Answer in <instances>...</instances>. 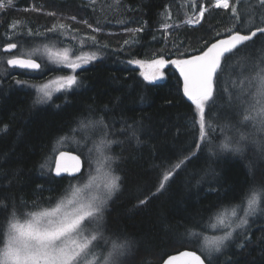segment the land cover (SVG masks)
<instances>
[{"label":"trees","instance_id":"16d2710c","mask_svg":"<svg viewBox=\"0 0 264 264\" xmlns=\"http://www.w3.org/2000/svg\"><path fill=\"white\" fill-rule=\"evenodd\" d=\"M13 1L12 8L0 12V27L17 20L22 26L27 23L33 33L49 37L48 31L55 25H64L87 38L100 57L77 70V84L48 103H35L34 89L14 84L12 74L6 76V66L0 73V200L9 210L15 206L28 211L34 205L45 208L57 202L69 182L82 178L88 167L85 149L76 148L75 139L93 147L102 140L111 168L121 177L119 191L103 212L111 221L107 228L110 242L127 238L133 242L127 260L160 264L178 248L196 250V243L186 237L189 233L198 237L210 234L204 223L211 224L219 212L239 204L248 187L264 183V157L255 146L249 145L242 154L219 149L225 136L234 134L229 126L238 119L233 97L239 94L240 83L247 87V78L264 61V34L247 42V48L224 68L216 87V103L208 109L207 119L215 131L209 130L210 143L197 151L198 125L193 126V118L198 116L195 106L183 96L177 70L168 64L167 77L149 83L129 61L169 54L170 61L199 54L214 40L230 35L229 28L239 29L230 10L216 8L214 0H118L120 13L127 19L109 31L99 25L98 7H94L101 0ZM241 4L242 0L239 13L244 8ZM202 5L206 9L202 19L196 26H187L184 21ZM166 9L181 26L159 29ZM254 16L263 15L257 12ZM131 38L136 42L129 43ZM1 41L0 47L5 40ZM174 47L176 52L171 53ZM17 77L23 82L35 80L34 84L39 78ZM232 81L239 90L233 97ZM227 87L229 94L224 92ZM71 136L74 143L64 145ZM61 151L81 157L84 170L80 176L52 175ZM190 152L196 155L179 169L173 167ZM166 172L172 175L163 190L157 191ZM141 200L147 203L141 204ZM5 215L0 212V224ZM252 215L210 264H264V205Z\"/></svg>","mask_w":264,"mask_h":264},{"label":"snow or ice","instance_id":"6c2138e0","mask_svg":"<svg viewBox=\"0 0 264 264\" xmlns=\"http://www.w3.org/2000/svg\"><path fill=\"white\" fill-rule=\"evenodd\" d=\"M264 6V0H259ZM240 0H215V7L230 10L236 22L240 24L238 30L229 28L230 35L226 39H220L212 43L205 50L190 58L166 60L164 58L153 59L150 63L136 60L140 68V75L149 83L164 78V69L168 64L174 65L183 81V96L195 106L193 126L198 125L199 143L194 145L197 151L203 150V145L210 143L208 140L209 130L215 128L208 122V109L216 103V87L221 79L222 72L228 66L233 56L238 55L247 48V42L253 41L258 34H264V21L252 28V18L249 16L240 23L241 17L238 12ZM14 6L13 0H0V12L6 11ZM204 11H200L203 17ZM191 21H189L190 23ZM12 27H15V22ZM61 28L64 25H60ZM55 28V26H54ZM54 30V29H53ZM130 31H139L130 30ZM31 34V33H29ZM16 43H9L5 52L16 49ZM58 61L75 71L80 64L71 60L67 51L49 52ZM90 57H77L87 63L95 59ZM223 62V64H222ZM9 66L25 70H40L41 64L31 58L14 55L7 59ZM254 75L247 78V87L240 83L239 94L235 97L237 102L238 119L230 124L229 130L234 134L226 135L224 141L219 145L221 151H229L242 154L249 146H255L256 150L264 157V61L255 66ZM18 83H26L18 81ZM59 85L57 91L69 90L77 84V77L68 75L55 81ZM38 95L35 103H45L52 99L53 92L49 84H43L36 89ZM251 128L245 132L242 129ZM196 152L180 159L173 167L179 169L187 160H191ZM110 160V158H105ZM82 161L78 155H70L60 152L55 159V175L61 176L67 173L77 176L81 172ZM100 169L97 168V172ZM172 173L166 172L163 181L157 191L163 190L164 182H167ZM121 177L114 175L109 165L104 174V181L98 183L97 176H90L82 187L74 186L69 182V191L61 199L48 207L40 208L38 205L28 211L17 209L15 206L9 210L8 205L0 200V212L7 213L3 223L0 224V264H136L134 260L122 259L129 254L133 242L120 238L111 242V250L106 255L100 256L96 249L100 247L99 241L105 243L101 220L103 219L104 207L107 201L120 189ZM95 189L90 196L85 194L86 190ZM141 204L147 200H141ZM264 205V183L253 184L241 193L240 203L234 206L230 214L217 216V223L226 231L221 236L211 239L204 237L203 247L208 250L209 255L202 259L196 250L177 249L175 254H167L163 264H205L211 261V253H219L233 238L237 229L248 224V216L257 210H262ZM25 207L27 205L25 204ZM237 208L243 212L238 214ZM215 228L216 225L214 224Z\"/></svg>","mask_w":264,"mask_h":264},{"label":"rangeland","instance_id":"374dc122","mask_svg":"<svg viewBox=\"0 0 264 264\" xmlns=\"http://www.w3.org/2000/svg\"><path fill=\"white\" fill-rule=\"evenodd\" d=\"M117 1L118 0H109V2H108V0H107V2H105V0H101V1H97L96 4L94 5V7L95 6L98 7L97 11H98V14L100 15L99 16L100 17L99 25L103 26L105 29H107L109 31L112 29H117L116 25L124 24V23H119V22H121V20L127 19L121 15L120 12L123 10L121 9V5H119L118 4L119 2L117 3ZM256 2L259 4V0H242L241 5L244 8H242V11L240 13V17H241L240 23H243L244 20L246 18H248L249 16H251L252 21H253L252 28H254L256 25H260L262 23V20L264 19V6L259 5L260 6L259 7ZM13 3H14V1H13ZM214 5H215V3H214ZM95 10H96V8H95ZM201 10H203L205 12L206 9H205L204 5L201 6V8L198 10V12L194 13L193 15H190L189 18L184 21V23L189 27L196 26L199 23V21L202 19V17H200V11ZM6 11H8V9ZM165 11L166 12H164L162 14L161 20H159V22H158V24H160L159 29L164 30V28H167V27L173 28V27H177V25L181 26L180 23L179 24L174 23L176 21V18L173 16L171 10L169 11L166 9ZM257 12L259 13L260 16H262V15L263 16L261 18L255 17L254 14H256ZM189 21H191V22L189 23ZM9 22H10V24H9L10 26L6 27V31L7 30L8 31L5 34H3L2 36H0V40H5L3 45H8L9 43H16L17 48L15 49L14 53L17 55H20V56H24V57H27L29 54H31V58H34L38 62H40V64L42 65L41 69L43 72L41 74H38V76H40V77L36 80L38 83H35V84L32 82L35 80H29V79H26V81H24L26 83H18V81L20 79L17 76L15 77V76L11 75V74H14V70H11V71H9V73H6V76L11 75V77H12L11 79H13L14 84H17L18 86H25V88L30 87V88L34 89L36 98L38 95L36 89L43 84H49L50 89L53 92L52 99L50 101H52L53 98L55 96H57L58 94L65 93V92L69 91L70 89L57 91V89L59 88V85L57 83H55V81L59 80L61 77H66L68 75H74L75 76V72L77 70L88 66L89 64L98 60L100 57L99 50L94 48L92 46V44L87 40V38L79 37V35H77L76 32H73V30H71L69 27L61 28L59 24L55 25V28L53 27L50 31H48L49 37H46V33L45 34L33 33L30 30L31 28L29 27V25L27 23H25L26 26H22V23L20 21H17V20H11ZM14 22H15V27H12ZM237 25L240 27V24H237ZM239 27H237V28H239ZM90 29L95 30V32H97V30L92 28V27ZM234 30H236V28H233V31ZM178 31H179V28L177 30V33L175 32L176 35H178ZM29 33H31V34H29ZM168 36L169 35H167V33H165V37H168ZM69 39H71L72 42H70ZM181 39H182L181 36H179L177 38V41L181 42L182 41ZM128 42L129 43H131V42L135 43L136 41H132V38H131V39H129ZM2 46L0 47V56H1V58H0V73H2L4 71V67H5L6 61L8 59V55L2 51ZM175 49L176 48L174 47L172 49L171 53H175L176 52ZM50 51L53 53H55V52L63 53L65 51H67L69 58L71 60H74L77 63H79L80 67H78L75 71H73L72 69L68 68L63 63L58 61V59L54 55H49ZM101 51H102V53L104 52V50H101ZM92 55H95L96 58L93 60H89L87 63H84L82 60H77V57H90ZM170 56L171 55L169 54L168 57H166V56L165 57L161 56V57L167 60L170 58ZM161 57H155V58L153 57L151 59H144V60L143 59H135L134 61L140 60V61H144L145 63H150L153 59H157V58H161ZM133 64L135 66H137L140 73H141V71L146 70V69L140 68L135 63H133ZM171 66L174 67V65H171ZM5 70L7 71V69H5ZM53 71H56V72L52 75ZM164 73H165L164 78L160 79V80H156V81L164 80L167 77V72L165 71V69H164ZM156 81H154V82H156ZM234 86H236V85L234 84V81H232L231 87H230V89H231L230 96L231 97H233V93L239 91V90H236L234 88ZM222 87L224 88L223 85H222ZM224 92L229 94L228 87L226 89H224ZM237 95L238 94H236L233 97L234 100H236L235 97ZM48 102L49 101H47L45 103H48ZM73 136L75 137L76 134H73ZM72 138L73 137L71 136L70 138L68 137L67 139H65L63 142L64 145L68 146V145H70V143H74L71 140ZM78 139L79 138L75 139L76 142L74 145L76 148L81 149L83 147V149H85L83 152V155H86L85 157L87 158L88 167L85 169V173H84V176L82 178L71 181L72 185L82 187L83 184L87 182V180L90 176H97L98 177V183H100L102 185L103 181H104V174L108 171L109 165L111 168V161L105 159V158H109L105 153L106 143H104L102 140H100L98 143L95 144L94 147H93V145L83 146L82 141L80 139L79 140ZM97 168L100 169L99 172H97ZM111 170H112V173L114 175H116L114 169L111 168ZM69 190L70 189H69V184H68V188L64 192V194L61 196V198H63L68 193ZM94 191H95V189L86 190L85 194L90 196L94 193ZM110 200L111 199H109L107 201V204L105 205L104 210L106 208H108V206L110 204ZM42 208H44V207H42ZM232 208L233 207H231L227 211L222 210L221 212H219L211 224L208 222L204 223L210 229V234L205 235L206 237L211 239L215 236H221L224 234V231H226V229L222 228L217 223L216 218H217V216H219L221 214H230ZM237 211H238V214L240 216H243V212L239 208H237ZM252 218H253V215L248 216V221L251 220ZM110 224H111V221L109 219H107V216L103 217V219L101 220L102 231H103V235H104L105 239H107L109 242L105 243L103 240L98 242L100 244V247L97 248L96 251H97V254L100 256L106 255L107 252L109 250H111L110 235H109V230L107 229ZM208 224H210V225H208ZM214 224L216 225L215 228L213 227ZM240 229H237V230H240ZM205 236L198 237V235H196L194 233H189L186 237L189 238V240H191L190 243H196L194 248L197 251H200V253H202L206 257L209 255V253H208V250L203 247ZM113 237L115 238L114 235H113ZM217 256L218 255L216 252L211 253L210 263H214ZM126 257L127 256L122 257V259H126Z\"/></svg>","mask_w":264,"mask_h":264},{"label":"water","instance_id":"95a60500","mask_svg":"<svg viewBox=\"0 0 264 264\" xmlns=\"http://www.w3.org/2000/svg\"><path fill=\"white\" fill-rule=\"evenodd\" d=\"M84 1H87V2H91V1H93V0H84ZM228 37V36H227ZM227 37H224V38H218V39H216V40H214L213 42H211L208 46H210L212 43H214V42H217L218 40H220V39H226ZM207 46V47H208ZM7 46H5V47H3L2 48V51L3 52H5L4 51V49L6 48ZM8 52H10V51H8ZM7 52V53H8ZM197 55V54H196ZM194 56V55H193ZM190 57H192V56H190ZM190 57H188V58H190ZM37 62V61H36ZM8 65V64H7ZM9 66V65H8ZM10 68H17V69H20V68H18V67H13V66H9ZM21 70H24V71H31V72H36V71H38V70H25V69H21ZM177 72H178V70H177ZM178 74H179V72H178ZM180 77V76H179ZM180 80H181V84H182V88H183V81H182V77H180ZM182 92H183V90H182ZM185 99L187 100V98L185 97ZM188 101V100H187ZM61 152H66V153H68V154H70V155H77L76 153H73V152H69V151H61ZM60 153V152H59ZM59 153H58V155L55 157V159L56 158H58L59 157ZM79 156V155H78ZM81 158V157H80ZM81 161H82V168H81V172L79 173V174H77V176H70V175H68L67 173H62L61 174V176H56L55 175V160H54V164H53V168H52V175L54 176V177H57V178H60V177H67V178H76V177H78V176H80L81 174H82V172H83V170H84V163H83V160L81 159ZM167 258H165L164 260H166ZM203 259V258H202ZM163 260V261H164ZM163 261H162V263H160V264H163ZM206 264V263H205Z\"/></svg>","mask_w":264,"mask_h":264},{"label":"flooded vegetation","instance_id":"af4514ba","mask_svg":"<svg viewBox=\"0 0 264 264\" xmlns=\"http://www.w3.org/2000/svg\"><path fill=\"white\" fill-rule=\"evenodd\" d=\"M0 28H1V31H2L0 33V36H2L3 34L6 33V24L2 25ZM2 41H4V40H2ZM5 46H7V45H3L2 48L5 47ZM14 52H15V49H12L10 52H8V53L4 52V53H6L8 55V58H10L11 56L17 55ZM0 58H1V56H0ZM5 66L8 68V71L14 70V74H12V75H14L15 77L23 74V75H29L30 78H35V77H40V76H38V74H41L43 72L42 69H40V70H38L36 72H31V71H24V70L17 69V68H10L7 65V61H6ZM41 67H42V65H41ZM33 76H35V77H33Z\"/></svg>","mask_w":264,"mask_h":264},{"label":"bare ground","instance_id":"6f19581e","mask_svg":"<svg viewBox=\"0 0 264 264\" xmlns=\"http://www.w3.org/2000/svg\"><path fill=\"white\" fill-rule=\"evenodd\" d=\"M32 59H34V58H32ZM34 60H36V59H34ZM37 61V60H36ZM38 62V61H37ZM39 63V62H38Z\"/></svg>","mask_w":264,"mask_h":264}]
</instances>
